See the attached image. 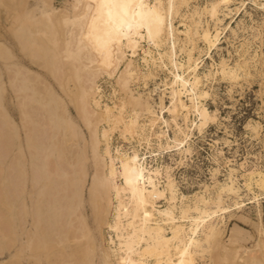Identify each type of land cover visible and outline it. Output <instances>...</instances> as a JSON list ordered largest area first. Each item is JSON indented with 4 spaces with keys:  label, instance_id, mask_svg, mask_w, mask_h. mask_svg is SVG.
<instances>
[{
    "label": "bare ground",
    "instance_id": "obj_1",
    "mask_svg": "<svg viewBox=\"0 0 264 264\" xmlns=\"http://www.w3.org/2000/svg\"><path fill=\"white\" fill-rule=\"evenodd\" d=\"M52 1L44 0L49 8L39 13V16L36 15V18L41 20V17H46L50 20L51 27H57L56 34L61 39L62 48L58 51L52 49L51 71L55 76L57 72L60 73V88L68 95L79 119L92 134L96 149L94 152L96 173L88 191L94 215L100 218L99 225H105L115 233V237L110 234L108 254L116 258L120 264H200L197 255L214 249L225 231L223 227L226 225V213H230L234 207L240 208L244 205L242 187L236 176L239 168L230 166L227 178L224 181H215L214 194L197 192L193 196L180 194L168 167L163 185H160L161 169L159 167L147 169L151 186L155 188L158 182L159 186L163 187L157 191L147 189L141 175L142 165L129 152L119 148L116 149L114 156L111 151L110 134L116 129L124 135L128 133L133 136L140 133L139 131L143 133L146 123L140 124L139 116L144 111L151 116L149 118L151 126L160 119L148 101L143 103L140 95L134 96L132 87L140 79L146 86L149 79L155 78L152 68L166 69L172 77L169 84L172 107L167 109L180 132L185 136L188 135L176 121L175 115L179 113L183 114L186 122L189 121L191 113H195L198 119L193 124L200 132L215 119V115L203 102L209 92L202 87L203 76L199 73V57H195V51L199 41L204 43L206 52L218 47L222 31L231 27L230 23L225 27L221 25L232 9L226 6L224 10L229 12H222L220 16L218 13L220 1H211L205 6L196 5L185 16L189 23L183 24L184 29L177 30L172 22L173 14H179L181 6H189V0H94V2L76 0L72 7L74 12L72 25L67 35L63 24L68 23L69 11L63 7H55L54 4L51 6ZM253 1L257 3L256 0ZM205 13H210L214 21L213 29L208 20H203ZM179 35L184 37L181 39ZM144 41L147 43L146 47L142 44ZM140 49L145 70L135 59ZM177 51L184 53L186 58L180 59ZM63 53L65 56L67 53L72 54L81 62L82 66L78 67L80 72L74 63L70 66L63 63L65 59ZM124 63V67L121 68ZM239 68L229 66L223 58L218 64L216 73L220 71L224 76L236 80L239 78ZM31 72H33L31 69H25L20 72L23 75L20 77L21 80H13L15 77L8 80L18 95L20 92L25 93L30 90L28 85L34 88L29 94V98L33 99L32 104L21 103L24 108L21 123L25 130L26 149L32 167L31 171H28V176L25 162L21 161L25 153L20 148V156L18 155L19 157L14 159L15 163L12 164L17 165L14 187L17 191L25 187L30 177L32 217L36 226L41 220L39 198L52 189L50 198L46 201L44 199L47 216L57 225L58 231L65 238L68 237L67 232L72 233V240L76 246L72 253L79 254L77 259L79 264H85L83 257L88 250L89 239L91 240L88 236L90 229L83 215L78 212L77 197L81 188H78V180L71 167L74 159L76 164H79L78 157L72 154L73 150L70 151V146L68 147L70 144H67L72 140L74 144L78 132L77 126L66 116L67 105L56 91L51 87L36 89L35 80H28ZM116 73L117 84L125 92V97L119 98V103L114 105L105 103L103 106L98 79L104 74L113 77ZM211 75V70L204 73L206 80ZM70 81L74 83L73 88L70 87ZM45 96L49 98L46 100L48 103L44 101ZM25 98L26 95L23 96V99ZM160 106L164 108L163 96L160 97ZM128 107L130 117L126 120L124 111ZM103 121L108 124V128L104 127L101 130L105 145L104 155L97 151L102 142L98 134V126ZM164 122L167 123L168 120ZM54 125L58 128L56 136L51 132ZM258 126V123L251 124L254 130H257ZM162 136L164 131L157 135L159 139ZM7 140L8 133L0 126L3 151L8 146ZM180 143L183 144L184 141ZM59 144L64 147L61 148ZM54 149L57 159L49 168V158L54 155ZM189 151L190 147H185L182 153ZM2 154L5 155L6 151ZM64 155L69 160L64 159ZM58 159L63 160L66 171L60 168ZM116 160L120 162L121 169L116 166ZM240 167H244V164L241 163ZM70 171H72L70 177L63 179V176L67 177ZM218 172L219 168H214L213 176ZM43 176L46 177L44 182ZM242 176L245 179L244 187L249 193L253 192V198L258 201L259 239L256 243L257 247L264 248L262 236L264 228L259 201L260 195L264 193V172L252 169ZM119 177L123 180L119 181ZM208 187L206 185L205 190ZM8 195L15 196L12 191L8 192ZM156 198L165 199L166 206L160 208L155 201ZM20 210L26 216L25 200L21 201ZM233 214L230 213L229 216ZM85 228L88 229L87 234L83 232ZM238 230H233V233ZM83 235L87 236L86 241ZM237 236L236 234L234 238L236 239ZM242 251L240 255L243 258L246 249Z\"/></svg>",
    "mask_w": 264,
    "mask_h": 264
},
{
    "label": "rangeland",
    "instance_id": "obj_2",
    "mask_svg": "<svg viewBox=\"0 0 264 264\" xmlns=\"http://www.w3.org/2000/svg\"><path fill=\"white\" fill-rule=\"evenodd\" d=\"M74 1L76 0H53L51 2V6L54 4L55 7H63L69 11L68 23L63 24L67 35L74 16L72 9ZM211 1H220L218 11L220 16L222 12H229L224 10L226 6L232 9L221 25L225 27L230 23L232 28L229 27L222 31L218 47L206 52L204 43L199 41L195 51V57H199V73L203 76L202 87L209 92L203 102L215 115V119L211 120L200 132L193 124L198 119L195 113H191L188 122L184 120L183 114L179 113L175 115L176 121L188 135L185 136L180 132L167 109L172 107L169 93L172 77L166 69L152 68L155 78L149 79L146 86L140 79L132 87L134 96L140 95L143 103L148 101L160 119L151 126L149 124L151 116L144 111L139 116L140 124L146 123L143 133L139 131L140 133L131 136L128 133L122 134L119 129L114 130L110 134L111 151L114 156L117 148L127 151L142 165L141 175L147 189L157 191L163 188L158 182L155 188L151 186L147 169L159 167L162 172L160 185H163L166 179L165 171L168 167L178 185L180 194L187 196H193L196 192L206 195L214 194L215 181H224L230 166L239 168L236 176L242 187L241 195L244 205L240 208L232 205L234 209L230 213L234 214L230 217V213H226V225L223 227L225 231L221 234L218 243L214 249L198 254L197 261L200 264H264V248L257 247L256 243L259 239L258 201L253 198V192L249 193L244 187L245 179L242 176L243 173L252 169L264 172V0H256L257 3L253 0H189V6L183 5L179 14H173L174 27L177 30L184 29L183 24L189 23L188 19H185L186 14L190 13L194 6H205ZM48 8L44 0H0V126L8 133L6 142L8 146L4 151L2 150L3 140L0 142V264H56L57 262L58 264H79L77 261L79 254L72 253L76 247L72 240V233L67 232L68 237L65 238L58 231L57 225L47 216L44 199L46 201L50 198L52 189L39 198L41 220L36 226L32 217L30 177L25 187L18 191L14 187L17 165L12 164L15 163L14 159L20 156V148L25 153L21 161L25 162L27 175L32 167L26 149L25 130L21 123L24 110L21 103L33 101L29 98V94L34 88L28 85L30 90L25 93L20 92L18 95L8 81L12 80V77H15L13 80H21L20 77L23 75L20 72L22 73L25 69L33 71L28 80H35L36 89L51 87L62 97L67 105L66 116L77 126L78 132L74 144L73 140L68 141L67 144H70L68 147L70 146V151L73 150L72 154L78 157L79 164H76L75 159L71 164L74 176L78 180V188H81L77 197L78 212L85 218L90 229L88 236L92 240L89 239V247L83 257L84 263L120 264L116 258L108 254L109 237L110 234L115 237V233L109 227L99 225L100 218L94 215L90 202L88 188L96 173L94 157L96 149L92 134L79 119L76 108L68 95L60 88V73L57 72L55 76L51 71L52 49L58 51L62 48L61 39L56 34L57 27H51L50 20L46 17H41V20L36 18V15L39 16V13ZM203 20H208L213 29L214 21L210 13H205ZM179 37L182 39L184 36L179 35ZM142 44L147 46L145 41ZM165 49L164 47L163 50ZM155 53L157 54V51ZM177 54H180L179 58L182 60L186 58L184 53L177 51ZM63 56L65 65L70 66L74 63L77 68L82 66L74 55L67 53L65 56L63 53ZM141 56L142 50L140 49L135 59L145 70ZM223 58L229 66L241 68L238 69V79L224 76L220 71L216 73L218 64ZM7 64L10 66L8 67ZM124 65L125 63L121 68ZM78 69L80 72V68ZM210 70L212 75L206 80L204 73ZM17 76L18 79H16ZM117 77V73L113 77L104 74L98 79L103 106L105 103L108 105L119 103V98L125 97V92L117 84ZM70 87H74L73 81H70ZM25 95L27 98L23 99ZM161 96H163L164 108L160 106ZM46 100H49L47 96L44 101L47 102ZM129 110L128 107L124 111L126 120L130 117ZM257 123L259 126L257 130H254L251 124L256 125ZM53 127L51 132L53 136H56L58 128L55 125ZM104 127L108 128L106 121L98 126L101 140V130ZM161 131H164V136L159 139L157 135ZM181 141L184 143L181 144ZM103 142L102 140L97 151L104 155ZM185 147H190L188 153H182ZM5 151L6 154L3 155ZM55 152L54 149V155L49 158V168L57 159ZM63 158L68 159L66 155ZM57 161L60 168L66 171L63 160L58 159ZM241 163L244 167H240ZM116 166L121 169L120 162L117 160ZM214 168H219L216 176L212 174ZM72 171L67 173V177L63 176V179L69 178ZM45 178L43 176V182ZM122 180L119 177V181ZM206 185L209 186L207 190H205ZM8 190L14 192L15 196H9L8 192L11 193V191ZM103 196L105 197V194ZM24 200L27 205L26 216L20 210L21 201ZM155 201L160 208L167 204L163 198H156ZM259 201L264 228V193L260 195ZM233 230H238V232L233 233ZM87 231L88 229H83L86 234ZM236 234L238 236L235 239ZM83 236L86 241L87 236ZM262 236L264 238V233ZM245 249L246 255L242 258L240 254Z\"/></svg>",
    "mask_w": 264,
    "mask_h": 264
}]
</instances>
